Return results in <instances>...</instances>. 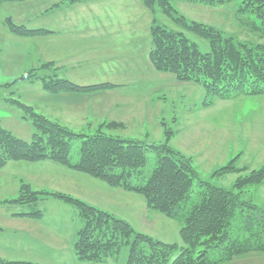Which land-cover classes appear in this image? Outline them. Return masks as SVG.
I'll return each instance as SVG.
<instances>
[{
  "label": "rangeland",
  "instance_id": "1",
  "mask_svg": "<svg viewBox=\"0 0 264 264\" xmlns=\"http://www.w3.org/2000/svg\"><path fill=\"white\" fill-rule=\"evenodd\" d=\"M240 2L206 5L174 0L172 4L188 20L211 25L242 41L264 43V34L255 27L260 24L259 19L253 13L238 12ZM54 7L53 0L0 3V124L4 128L21 139L31 140L35 127L23 105L74 132L93 133L103 121L115 122L117 125L105 129L107 134L168 143L192 158V166L201 179L225 188H232L240 175L264 166V94L209 96L202 85L157 71L150 62L153 19L184 31L204 51L209 49L207 40L164 14L158 5L153 12L141 0L136 5H122L125 13H120L121 20L112 23V40L102 45L96 37L82 38L77 44L70 39L58 43L55 37L39 40L32 37L38 33L17 35L10 31L11 23L35 30L47 22L42 32L50 36L54 31ZM132 14L134 17L126 21ZM63 43L69 47L64 48ZM70 59L74 63H66ZM55 74L60 78L68 76L80 87L105 85L74 90L65 84L54 91L45 89L44 80H53ZM23 75L29 78L18 80ZM80 144V139L72 143L73 160L79 157ZM235 157L237 167L246 168L245 171L212 176ZM155 164L156 154L150 152L143 170L146 176ZM23 184L29 185L31 191L78 198L127 220L137 231L183 245L181 224L149 208L140 193L111 186L52 160H9L0 167V259L4 261L126 264L128 258V246H123L116 257L105 262L79 260L74 247L83 224L78 208L56 195L37 194L38 200L19 203L15 199ZM261 184L243 187L241 198L260 207L252 196L264 204V183ZM244 222L242 218L236 220L232 238L237 234H241L239 239L248 238L247 232L239 231L244 230ZM255 255L233 257L221 264H264V258Z\"/></svg>",
  "mask_w": 264,
  "mask_h": 264
},
{
  "label": "trees",
  "instance_id": "2",
  "mask_svg": "<svg viewBox=\"0 0 264 264\" xmlns=\"http://www.w3.org/2000/svg\"><path fill=\"white\" fill-rule=\"evenodd\" d=\"M4 1L0 0V3ZM172 1L142 0L153 12L158 5L164 14L207 40L209 49L204 51L184 31L169 28L153 19L149 52L153 68L172 73L180 81L200 84L209 96L231 98L264 94V43L242 41L211 25L188 20L177 11ZM187 1L218 5L232 0ZM238 12L255 14L260 21L255 27L264 34V0H241ZM9 27L17 35L41 31L15 23ZM28 78L23 75L18 80ZM65 84L74 90L105 85L80 87L55 74L53 80H44L43 87L54 91ZM23 106L30 113L35 131L27 141L0 124V167L9 160H52L111 186L140 193L149 208L181 224L182 246L137 231L127 220L78 198L64 193L31 191L29 185L23 184L20 196L15 199L19 203L36 201L39 194L56 195L78 208L83 221L74 245L79 260L105 262L116 257L123 246H128L126 264H217L236 255L264 252V223H261L264 209L243 200L240 193L243 187L264 181V166L248 175H240L232 188H225L201 179L192 166V158L168 143L155 144L107 134L105 129L117 125L115 122H103L93 133L74 132L31 107ZM171 134L172 131L167 130V135ZM76 139H80L81 144L79 157L73 160L71 147ZM150 152L156 154V164L146 176L143 170ZM237 158L212 176L241 174L246 168L237 167ZM28 214L31 213L21 215ZM238 218L245 221L244 230L239 231L247 232L248 238L239 239L241 234L232 238ZM0 264L39 263L0 259Z\"/></svg>",
  "mask_w": 264,
  "mask_h": 264
},
{
  "label": "crops",
  "instance_id": "3",
  "mask_svg": "<svg viewBox=\"0 0 264 264\" xmlns=\"http://www.w3.org/2000/svg\"><path fill=\"white\" fill-rule=\"evenodd\" d=\"M53 2L55 6L54 12L56 15L54 17L53 33L50 34V36H47L42 32V29H45L47 26L46 22L43 26H39L40 28H38V30L41 31L32 37H38L39 40H46L48 39L47 37H55L56 42L58 43L66 42L68 39L72 41L76 40L74 44L83 41L82 38L96 37L101 40L99 45H102L112 40L110 31L112 28V23L114 24L115 22L121 20L122 18L120 17V13H125V10H122V5L124 4L126 7L128 5H136L137 0H53ZM118 9L119 11H117ZM46 13L47 12H45L44 15H47ZM132 17H134L133 14L128 19H126V21L130 20ZM68 45V43L62 44L64 48L69 47ZM66 63L72 64L74 62L70 59ZM62 78L70 81L68 76H62ZM263 183L264 182H262V184ZM252 198L255 204L264 208V204L256 202L257 197L255 195L252 196ZM18 214H20V212L17 213V215ZM251 255L261 256L264 258V252L259 251L240 254L234 257H241L245 259L249 258ZM223 262L225 261L219 262L217 264H221Z\"/></svg>",
  "mask_w": 264,
  "mask_h": 264
}]
</instances>
